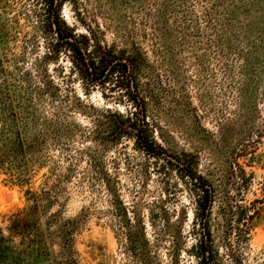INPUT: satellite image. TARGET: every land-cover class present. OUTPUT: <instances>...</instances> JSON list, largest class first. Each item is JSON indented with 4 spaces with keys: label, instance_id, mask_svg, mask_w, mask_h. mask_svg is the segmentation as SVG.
I'll list each match as a JSON object with an SVG mask.
<instances>
[{
    "label": "rangeland",
    "instance_id": "374dc122",
    "mask_svg": "<svg viewBox=\"0 0 264 264\" xmlns=\"http://www.w3.org/2000/svg\"><path fill=\"white\" fill-rule=\"evenodd\" d=\"M45 8L43 0H1V52L18 79L13 83L35 91L26 112L33 109L37 124L19 114L21 131L46 138L47 166L29 187L57 196L53 211L63 218H79L80 264H200L194 250L203 236L212 264H264V0H63L61 6L62 20L92 49L145 53L135 83L155 140L169 154L191 156L215 189L205 227L195 216L191 182L175 165L150 157L129 137L95 140L96 127L110 120L105 110L132 109L112 84L93 86L71 71L64 54L48 66L59 90L38 92L41 58L52 41ZM98 165L106 167L108 185ZM113 186L129 209L127 226ZM24 189L0 173V220L26 206ZM139 217L144 237L137 234Z\"/></svg>",
    "mask_w": 264,
    "mask_h": 264
},
{
    "label": "trees",
    "instance_id": "16d2710c",
    "mask_svg": "<svg viewBox=\"0 0 264 264\" xmlns=\"http://www.w3.org/2000/svg\"><path fill=\"white\" fill-rule=\"evenodd\" d=\"M43 1L47 12L45 28L51 34L52 41L48 46V52L41 58L45 68V78L42 89L38 87V92L54 96L59 90L48 71V66L50 62L58 63L64 54L72 65L71 71H77L82 79H86L93 86L105 87L108 83L112 84L111 90L118 89L120 91L118 97L126 96L132 109L126 113L105 110L110 120L96 127L93 132L96 135L95 140L103 142V140L110 141L111 138L112 143H119L123 138L129 137L134 139L150 157L166 160L175 165L182 173V177H186L191 182L195 194L196 219L199 217L203 226H207V220L216 200L215 189L202 176L197 161L192 160L191 156L183 157L167 153L155 140L154 130L146 122V102L135 83V74L142 63L147 62L145 53L139 48L134 52H117L111 46H96L92 49L87 36L76 34L62 20L60 10L63 0ZM5 24L1 22L0 17L1 35ZM3 40V36H0L1 44ZM1 44L0 173L9 176L12 184L25 188L23 192L26 206L10 214H4L0 220V264H80L76 247V237L81 229L79 218L77 216L63 218L61 210L53 211L59 203L57 196H52L49 190L33 191L29 187L34 173L47 166L46 145L44 146L46 138L42 132H22L20 129L19 114L22 113L32 115L29 123L37 124L33 109L26 112L28 108L34 106H31L30 101L27 102V96L31 97L35 91L31 93L30 87L22 86L21 82L13 83L18 79L13 76L15 72L6 66L10 60L6 53L1 52V49L4 50ZM20 58L18 56L14 61ZM12 67L14 70H20L16 63ZM97 168L99 175L108 185L110 176L106 167L98 165ZM67 170L69 171V168ZM111 193L115 197L119 215L127 226L130 221L129 209L119 199L116 187L113 186ZM237 219L240 223H247L250 219L253 220L254 216L248 215L247 219L238 216ZM136 229L137 234L144 237L145 226L140 217L137 218ZM133 241L135 240L132 238V244ZM213 253L209 240L205 236L201 237L194 250L199 263L212 264Z\"/></svg>",
    "mask_w": 264,
    "mask_h": 264
}]
</instances>
